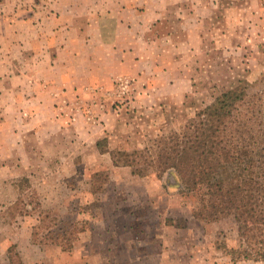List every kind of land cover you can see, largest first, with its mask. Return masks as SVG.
Instances as JSON below:
<instances>
[{"label": "rangeland", "instance_id": "374dc122", "mask_svg": "<svg viewBox=\"0 0 264 264\" xmlns=\"http://www.w3.org/2000/svg\"><path fill=\"white\" fill-rule=\"evenodd\" d=\"M68 1L65 12L50 5L52 0H0V67L12 71L8 82L0 76V111L7 103L13 109L8 113L14 114L17 104L25 103L17 101L19 80L29 83L43 76L54 91L61 90V81L54 83L49 72H37L50 60L39 62L30 51L25 68H37L28 77L17 78L22 55H18L17 39L34 48L33 41H38L32 38L33 30L40 29L49 37L55 25L42 21L50 11L84 17L96 10L97 0ZM231 1L235 0L226 3ZM171 8L170 25L158 26V33L172 30L176 39L151 40L148 47L164 71L148 63L141 76L115 63L112 54L97 59L102 51L112 52L113 40L104 44L95 29H88L89 40L85 41L79 38L80 23L57 25L64 33L61 44L82 58L65 61L64 55L58 61L74 71L69 73L74 88L63 100L66 120L54 121L58 113L44 109L50 106L25 105L19 116L26 121L10 120L8 136L0 131V264H16L18 257L22 264H264V260L228 254L242 244L236 219L194 218L191 207L184 204L175 173L154 170L145 176L134 175L129 167L113 166L109 154L96 148V141L107 135L114 150L133 152L150 146L232 88L245 85L264 101V0L252 1L249 11L256 17L246 19L236 0L233 20L225 27L219 25L226 11L221 5L208 18V35L202 42L194 41L192 32L187 36L175 32L181 30L175 21L180 13L176 6ZM225 29L234 40L221 36ZM80 76L87 79L76 80ZM37 109L46 116L38 127L30 119ZM41 211L63 221L61 228L73 229V234L61 239L65 245L80 236L73 252L51 248L40 252L31 239V245L27 242ZM48 225L45 234L53 232L56 224ZM41 241V246L47 245Z\"/></svg>", "mask_w": 264, "mask_h": 264}, {"label": "trees", "instance_id": "16d2710c", "mask_svg": "<svg viewBox=\"0 0 264 264\" xmlns=\"http://www.w3.org/2000/svg\"><path fill=\"white\" fill-rule=\"evenodd\" d=\"M109 139L107 135L96 141V148L109 154L113 166L129 167L138 176L154 170L175 173L194 218L236 219L242 244L228 250L229 255L264 260V101L259 95L249 93L245 85L226 90L179 129L133 152L114 150ZM49 222L56 225L45 234ZM62 223L41 211L38 225L32 227V242L43 245L44 239L45 246L73 252L80 236L65 245L61 239L73 229L61 228Z\"/></svg>", "mask_w": 264, "mask_h": 264}, {"label": "crops", "instance_id": "0c3cea01", "mask_svg": "<svg viewBox=\"0 0 264 264\" xmlns=\"http://www.w3.org/2000/svg\"><path fill=\"white\" fill-rule=\"evenodd\" d=\"M180 1V3L176 1L177 3L174 4L172 0H113L112 2L97 0L96 10L91 12L90 16L85 14L84 17L83 14H80V17H73L63 16L62 13H59L58 11L55 13L50 11L51 15L47 18H44L42 21L43 24L48 22L50 25H55L51 28L49 37L47 34L42 33L40 29L33 30L32 38L38 41L37 43H34L35 41H33L32 44H34V48L27 47L25 40H23L22 43L20 38L17 39L19 49L18 55L19 53H22V55L21 58L18 57L19 69L16 71V74L17 78L22 79L23 77H28V74L37 68L36 65H34L32 68H25V61L29 58V56L26 55V52L30 51V54H35L33 56H38L37 59L39 62H45L47 59L50 60V65L48 62H46L43 66L38 68L37 72H41L42 74L44 72H49L52 75L49 77V79H53L50 81H53L54 83H56L57 80L58 82L61 81L62 88L61 90L54 91L53 89L56 88H54L51 83L45 82L44 80H46V78H43V76H40L38 80H29V83L27 79L26 83L25 81L21 82V80H19L20 85L16 86L18 94L17 101L24 100L25 103L17 104L15 107L17 111H14L13 114L8 113L13 109L5 102L6 105L0 111V131L4 130L5 134L8 136L10 130L7 127L10 125V120H16L18 121V124H21L22 121H26V119H23L21 116H19L21 107H25V105H34L37 108L50 106L44 109H48L51 114H53V112L58 113L59 116H57V119L54 118V121L61 123L63 119L66 120L65 115L63 114L65 112L66 106L63 105L65 103L63 100L69 98L66 95H70L72 89L74 88H72V81L69 80L70 71H72V73L74 71L72 70V67L64 68L65 63H58V61H60L64 55L65 61L67 58L69 59L73 56L75 58H82V55L81 53L77 54L78 52L76 51H69L64 44H61L60 38L62 36L64 38V33H62L60 29L57 28V25H60L61 23L65 25H78V23H80L81 27L79 38H84L85 41L89 40L88 29L90 28L96 30L95 32L99 35L100 39L102 38L104 44H107L108 41L113 40L112 45H109L112 47V52L108 54L107 52L102 51L100 53L101 56H97V59L100 58L104 60L112 54L114 56L113 58H110L113 59L115 63L119 64L121 67H128L130 68L131 72L141 76L140 72H145L144 68L148 63H152L156 70L162 69L161 62H158V60L155 58V55H152L150 51H148L149 42L151 40L154 42V40L167 41L176 39L174 31L172 30L164 33H158L160 31L158 26L160 27L164 24L165 28H167L170 25V21L168 22V10L172 9L171 6H176V8L179 10L178 12L180 13L177 20L175 21L176 24L181 27V30H177L175 32L179 35L186 36L188 35V32H192L194 41L199 39L202 42L206 39V36L208 35V28L205 27V24L208 22V18L210 19L214 13L216 14L217 9H219L221 5L226 8V11L224 17L219 19V25L225 27L227 22L231 24L230 21L233 20L232 16H234V3L236 5V0L227 3V0H192L191 4L183 3L185 0ZM252 1L253 0H237V3L240 4L245 12L240 14L242 15V18L246 19L248 16L249 18L256 17L254 11H249L251 9L250 7L252 6ZM50 5L54 6L55 8L56 5H58V9H63L65 11L66 7H70V2L65 0L64 2L60 1V4H58V0H54V2L52 0ZM246 10L249 12L247 13ZM237 21L240 22V16L238 17ZM27 25H30V23ZM32 25H34V23H32ZM249 26H251V24ZM70 30H73V28ZM66 33H70V31L67 30ZM230 34H232L231 31H227L225 29V33L222 32L221 36L227 37L230 36ZM235 35H238L236 30ZM234 37L235 36H230L229 39L234 40ZM192 44L193 46L191 48L194 47V42ZM32 51H34V53ZM40 56L45 58H40ZM21 62L24 64L20 65ZM0 70V76L3 80L8 82L12 71L7 66L0 67ZM162 71H164V68ZM54 73L57 74L53 75ZM85 73L86 72H84V74ZM7 74L8 76H6ZM56 76H59L58 79ZM83 79L86 80L87 78L85 79L80 76V79L76 80L82 81ZM43 82L46 84H43ZM58 101L61 104L56 106L55 103ZM38 111L39 110L37 109L36 112ZM15 112L18 113V116H15ZM45 117V115L38 112L36 115L33 114V117L30 119H32V121L35 123V126L38 127V123L41 122V118ZM31 233L32 229H30L27 239V242L29 241L30 245L32 244L30 240ZM34 247L39 249L40 252H45L47 249L51 248L59 251L60 253H67L52 246H41L34 244ZM22 263L23 259L21 260L20 264Z\"/></svg>", "mask_w": 264, "mask_h": 264}]
</instances>
